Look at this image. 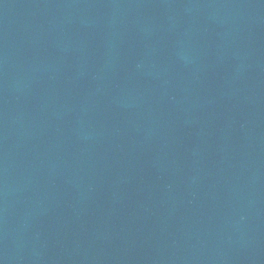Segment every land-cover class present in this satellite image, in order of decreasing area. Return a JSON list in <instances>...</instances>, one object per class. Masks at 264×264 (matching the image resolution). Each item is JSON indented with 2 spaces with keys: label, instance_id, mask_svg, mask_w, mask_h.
Masks as SVG:
<instances>
[{
  "label": "water",
  "instance_id": "water-1",
  "mask_svg": "<svg viewBox=\"0 0 264 264\" xmlns=\"http://www.w3.org/2000/svg\"><path fill=\"white\" fill-rule=\"evenodd\" d=\"M0 264H264V0H0Z\"/></svg>",
  "mask_w": 264,
  "mask_h": 264
}]
</instances>
